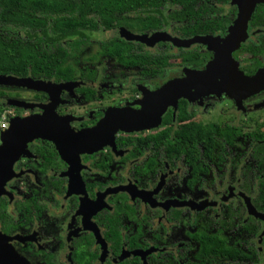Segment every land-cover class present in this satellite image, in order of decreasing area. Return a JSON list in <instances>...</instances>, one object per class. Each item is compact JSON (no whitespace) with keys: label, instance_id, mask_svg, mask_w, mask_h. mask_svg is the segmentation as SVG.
<instances>
[{"label":"flooded vegetation","instance_id":"obj_1","mask_svg":"<svg viewBox=\"0 0 264 264\" xmlns=\"http://www.w3.org/2000/svg\"><path fill=\"white\" fill-rule=\"evenodd\" d=\"M130 1V8L135 7L138 15L145 16L152 0ZM215 5L220 8V28L211 34L182 35L180 21L165 17L166 12L160 16L162 25L157 28L138 29L136 21L129 27L118 24L96 32L89 44L84 43L75 63L78 71L70 77H36L50 83V93L14 85L3 89L9 96L0 98V107L10 108L12 117L41 114L42 106L47 107L53 98L57 101L56 116L62 120L56 134L62 141L57 142L59 148L53 139L37 136L28 140L0 194V233L12 252L22 258L17 264H196L197 229L215 231L223 208L229 204L242 206L241 222L248 216L258 222L253 243L259 257L257 264H264V219L249 213L245 201L248 198L254 211L264 215L259 207L264 200L260 199L264 161L255 149L264 141L259 137L264 131V90L242 99L240 106L224 95L226 106L223 104L217 115L213 109L208 113L211 107L205 102L212 94L200 101L179 98L176 107L167 106L157 123L146 128L117 130L112 140L98 143L99 138L92 141L90 137V130L99 127L108 111L139 109L144 92L183 77L184 68L205 66L213 56L206 44L194 42L179 47L169 39L149 37L165 32L179 39L196 35L223 38L234 24L238 6L231 0ZM159 8L169 11V5ZM121 27L148 38L128 39ZM246 33L232 57L245 75H252L264 67V1L255 4ZM113 37L139 45L149 53L160 45L166 46L169 53L196 48L206 51L207 58L200 65L185 64L179 56L168 58V64L160 68L155 62L143 67L125 66L101 50L100 45ZM67 60L74 63L72 58ZM223 116L224 120L217 121ZM64 120L68 128L62 127ZM209 124H218L226 134L219 163L200 150H205L204 141L197 147L196 137L189 136V127L207 128ZM72 130L89 134L80 133L76 144ZM176 131H188L186 146H181L184 136ZM97 135L103 136L104 131L97 130ZM249 162L253 163L248 172L254 178L251 190L258 195L257 205L251 204L242 183L243 167ZM222 230L232 237L236 235L237 245L242 243L245 249L248 236L241 224Z\"/></svg>","mask_w":264,"mask_h":264},{"label":"trees","instance_id":"obj_2","mask_svg":"<svg viewBox=\"0 0 264 264\" xmlns=\"http://www.w3.org/2000/svg\"><path fill=\"white\" fill-rule=\"evenodd\" d=\"M225 2L227 0H152L149 1L148 12L144 16L138 15L135 7L130 8V0H0V75L29 76L33 79H38L37 76L70 77L78 71L75 63L80 57L84 43L89 44L90 38L96 32L118 24L129 27L135 21L138 22V29L157 28L162 25L160 16L165 12V17L180 21L178 29L182 35L211 34L220 28V8L215 3ZM162 4L169 5V11L159 8ZM100 47L106 56L116 58L125 66L143 67L155 62V66L159 63L160 68L168 64V58L179 56L184 58L185 64L200 65L207 58L206 51L196 48H180L175 53H169L166 46L160 45L157 51L149 53L141 50L139 45H132L117 37L109 39ZM68 58L74 59V63H70ZM5 88L14 87L0 84V98L9 96V93L3 90ZM182 102L178 104L181 108ZM4 108L0 107V113ZM176 132L184 136L181 146H186L185 137L188 131ZM189 133L192 138L196 137L197 147L200 141H204L205 150L200 149L203 153H207L213 162H220L226 134H223L218 124H209L207 128L189 127ZM259 137L264 138V131ZM255 149L259 151L257 156L263 162L264 141L256 145ZM200 150L197 148V153H200ZM254 157L252 154L251 158ZM232 162L236 165L235 160ZM249 164L253 163L249 162L243 167L242 183L250 196L251 204L257 205L258 195L251 190L254 178L249 176L248 170L252 168ZM260 199H264V190L260 193ZM259 207L264 210V200L260 202ZM242 214L241 205L234 207L229 204L223 208L215 231H206L205 227L197 229L199 247L196 252V264L259 262L253 243L258 222L253 216H248L245 222H241ZM200 216L199 214L197 220ZM239 224L248 236L245 249H242V243L237 245L239 240L236 235L232 237L222 230H230ZM207 258L211 261L207 262Z\"/></svg>","mask_w":264,"mask_h":264},{"label":"water","instance_id":"obj_3","mask_svg":"<svg viewBox=\"0 0 264 264\" xmlns=\"http://www.w3.org/2000/svg\"><path fill=\"white\" fill-rule=\"evenodd\" d=\"M238 6L237 16L233 26L226 36L196 35L189 39H179L167 33L153 34L149 37L152 40L169 39L179 47H189L194 42L206 44L208 50L213 53L212 58L206 62L202 69L184 68V76L173 78L165 82L162 86L153 91L144 92L140 100V108L131 110L129 108H116L107 112L106 116L99 123L97 129H92L90 137L99 138V141L112 140L113 134L117 130L133 131L146 128L157 123L159 114L167 106L176 107L179 98L190 101H200L202 97L210 94L226 95L232 98L236 105L240 106L242 99L264 90V67L259 68L252 75H245L239 68L238 63L232 57V51L238 48L241 42L247 37L246 24L251 12L257 2L264 0H231ZM128 39L144 41L147 36L132 34L124 28H120ZM0 84L21 86L28 89L48 91L50 83L42 79H33L29 76L18 77L13 75H0ZM52 98V97H51ZM56 100H49V105H39L44 107L43 112L37 115L26 117L13 116L9 118L8 127L0 132V194L3 192L5 182L11 176V168L15 159L25 152L26 142L34 137L40 136L53 139L56 144H61L58 129H61V118L56 116L54 107ZM16 105L31 107L34 104L15 102ZM64 120L62 127L66 126ZM109 124L111 127L103 128ZM97 130H103L104 135H97ZM56 132V133H55ZM65 132V131H63ZM87 135L89 132L71 131L74 142L80 140L81 134ZM96 143V144H97ZM57 147L59 148L58 144ZM249 213L263 217L254 211L248 198L245 197ZM200 208V207H197ZM264 234V229L262 231ZM22 261L16 253L12 252L8 241L0 233V264H17Z\"/></svg>","mask_w":264,"mask_h":264},{"label":"rangeland","instance_id":"obj_4","mask_svg":"<svg viewBox=\"0 0 264 264\" xmlns=\"http://www.w3.org/2000/svg\"><path fill=\"white\" fill-rule=\"evenodd\" d=\"M172 72H177V70H175V69H173L172 70ZM221 96H223V97H221ZM220 97V98H219ZM206 99V98H205ZM218 99L220 100V101H222V102H220V101H218ZM224 99H226V97H224V95L223 94H220V95H216V94H212V95H210L208 98H207V100H205V102H207L208 101V105H210V107L211 108H209L208 109V113H210V111L213 109V111L216 113L215 115H217L219 112H221V111H219L220 110V108L222 109V105L224 104L223 102V100ZM224 106H226V104H224ZM227 106H229V104L227 105ZM217 111V112H216ZM213 112V113H214ZM225 115V114H224ZM205 117V116H204ZM225 118H224V116L223 117H219L218 119H217V121H221V120H224Z\"/></svg>","mask_w":264,"mask_h":264},{"label":"built area","instance_id":"obj_5","mask_svg":"<svg viewBox=\"0 0 264 264\" xmlns=\"http://www.w3.org/2000/svg\"><path fill=\"white\" fill-rule=\"evenodd\" d=\"M13 113L10 108L3 109L0 113V130L5 129L8 126L9 118Z\"/></svg>","mask_w":264,"mask_h":264}]
</instances>
